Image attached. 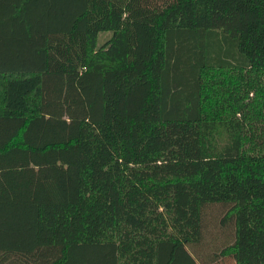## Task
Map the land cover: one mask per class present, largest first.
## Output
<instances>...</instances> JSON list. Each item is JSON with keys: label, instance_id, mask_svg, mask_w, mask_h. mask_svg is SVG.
Returning a JSON list of instances; mask_svg holds the SVG:
<instances>
[{"label": "trees", "instance_id": "trees-1", "mask_svg": "<svg viewBox=\"0 0 264 264\" xmlns=\"http://www.w3.org/2000/svg\"><path fill=\"white\" fill-rule=\"evenodd\" d=\"M81 254L264 264V0H0V264Z\"/></svg>", "mask_w": 264, "mask_h": 264}, {"label": "rangeland", "instance_id": "rangeland-1", "mask_svg": "<svg viewBox=\"0 0 264 264\" xmlns=\"http://www.w3.org/2000/svg\"><path fill=\"white\" fill-rule=\"evenodd\" d=\"M105 36H100L98 39V47L103 44V39ZM228 74L226 72H213L209 73L208 78L206 77V83H207V89L206 93L209 97V100L206 102V105H208V109L214 106V99H216V87L217 83L220 81L227 82ZM205 83V80H204ZM215 112V111H214ZM79 263L78 264H97V262L90 260V256L84 254H81L78 256ZM224 264H231L230 262H226Z\"/></svg>", "mask_w": 264, "mask_h": 264}]
</instances>
